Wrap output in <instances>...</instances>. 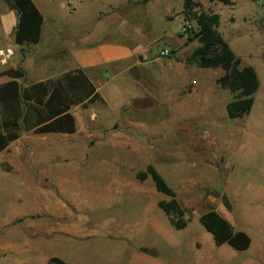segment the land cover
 Masks as SVG:
<instances>
[{"label":"rangeland","instance_id":"374dc122","mask_svg":"<svg viewBox=\"0 0 264 264\" xmlns=\"http://www.w3.org/2000/svg\"><path fill=\"white\" fill-rule=\"evenodd\" d=\"M144 1L37 2L38 7L48 12H45L48 21L42 42L7 47L12 50L5 62L0 59V74L23 70L26 75L19 79L1 76L0 89L7 93L0 94V98L17 95L23 87L45 80L44 76L34 74L37 70L29 59L35 56L42 60L44 54L50 55L48 51L54 47H47L45 42L48 32L53 31L51 25H56L62 34L53 36L61 44L82 32L100 29V41L125 43L130 39L124 36L128 34L132 38H151L153 57H159L163 49H171L169 37L179 30L184 34V0ZM200 1L202 10L221 16L218 30L242 59V65H251L258 73L260 88L254 95L252 112L240 119H230L221 103L214 120L202 113L192 118L188 108L171 116L164 103L165 94L167 89H176L179 79L185 78L169 73L158 61L133 69L125 78L144 75L152 82V88H165L160 97L165 106L159 107L158 101V108L142 111L138 117L147 132L107 131L106 126H99L95 132L85 129L77 135H65L66 142L57 139L62 135L44 137L30 132L11 151L14 159L29 157L47 161L19 163V176L5 172L4 178L0 177V264H49L53 257L68 264H153L154 260L168 264H264V143L261 138L247 135L255 127L264 134V0H233L231 4L220 0ZM7 6L6 0H0V18L14 14ZM187 23L197 30L196 23ZM257 41L263 52L256 48ZM199 45L195 40L179 55L188 57ZM166 59L168 62L173 58ZM223 73L221 68L206 69L194 64L189 83L195 80L194 86L203 92H222L216 78ZM125 78L118 81L115 89L111 85L101 89L117 110L113 113L115 118L124 114L126 108L131 114L136 104L144 105L143 94L148 92L145 84L138 90ZM187 91L183 101L188 107L194 96ZM156 100L145 105H156ZM62 102L64 98L56 93L48 105L59 110ZM124 104L128 106L120 111ZM193 123L198 132L204 128L195 147L187 131ZM24 131L23 128L21 133ZM137 142L140 149H134ZM210 142H213L212 150ZM5 156H0V172L5 167ZM127 159L131 160L128 167L133 169L145 170L147 165H153L158 170L186 209V218L190 219L187 228L178 231L170 225L166 214L157 206L159 200L169 198L156 190L152 178L146 183L148 190L152 187L147 194L134 196L121 191L111 196L107 192L116 168L115 160ZM193 163L197 166H192ZM118 167L117 173L130 180L127 167ZM213 167L217 171H209ZM224 195L229 199L231 212L223 205ZM146 206L148 214L161 221L156 228L149 224L141 231L126 229L129 222L147 217ZM133 231L140 232L130 239L127 233ZM237 231L249 234L248 250L236 251L226 243V237ZM164 237L177 238L178 242L165 243L161 240Z\"/></svg>","mask_w":264,"mask_h":264},{"label":"crops","instance_id":"0c3cea01","mask_svg":"<svg viewBox=\"0 0 264 264\" xmlns=\"http://www.w3.org/2000/svg\"><path fill=\"white\" fill-rule=\"evenodd\" d=\"M40 1L41 0H34L36 5L37 2L39 4ZM42 1L43 4H46L44 0ZM7 8L9 7L7 6ZM39 9L41 10L44 16V23H43V28H44V25L48 21V16L45 15L46 11L44 12L40 7ZM17 24H18V14L16 11H14V14H11L6 18H0V51L6 52L7 50H12V48H7V47L21 46L16 44L14 40V31L17 27ZM51 27L53 31L52 33L48 32L49 37L45 42V45H47V47H54V48L48 51L50 53L49 56H45L46 54H44L42 60H38V57L35 56H33L32 59H29L31 65L34 67L35 70H37L34 71V74L36 76L37 75L44 76L45 80H43V82H47V79L50 81L52 79L59 78L62 76H68L71 80H75L77 78L78 72L82 71L88 76L90 81L95 86L96 92H98L103 99V101H97L96 103L90 105V107L86 109L83 108L81 105H72L69 107L67 113L71 114L75 118L76 132L74 134L76 135L77 133H81L85 129L86 131L89 132L98 131L97 128L99 126H106L107 129L105 130L107 131L129 130L131 132H135L138 134L145 133L147 132L146 125H144V123L141 122V120H139L138 117L142 111H147V110L153 111L155 109V106L156 108H158L159 104H160L159 107L163 105L165 106L166 104L168 106V110L171 112V116H177L182 112L184 113L185 109L188 108V110L191 111V114L193 115L192 118H194V116H196L197 113H202L206 115L207 119L214 120V117L217 112V106H219L222 103V107L226 108L227 111V105L234 99V94L231 93L230 90L224 89L221 86L220 87L222 88V92L220 90H217L215 93H209L206 91L205 92L200 91L199 88H196L194 86L197 85L195 84V80H192L189 83V78L191 76L189 73L192 71V67L194 64L188 63L187 59L191 55L188 57H181L179 54L180 51L183 50V48L187 47L192 42H188L187 36L182 34L180 30L177 33H173V36L171 35L169 37V40H171L173 44L171 46V49H169L172 52L171 57L173 59H170L168 62H166L167 59L165 60L161 58V56L153 57L154 55H152L151 52V48H152L151 38L149 39H147V37H145V39L144 38L140 39L138 37L132 38L128 34V35H124L125 37L130 38L125 43L108 41V39H106L105 41L102 39L100 41L102 30L92 29V31H89L87 33L84 34L83 32L80 33L79 34L80 36H72V39H67L64 41V43L61 44L60 39L53 40V36L60 34L59 37H61L62 34L60 33L56 25H51ZM43 33H44V29L42 30L41 41L36 45H39L42 42ZM176 38L178 40H176ZM256 48L260 49V51L263 52V47L260 46L259 42L256 44ZM195 49L196 48H194V50ZM155 61L162 63L163 67L166 68V70L169 73L178 74V76L185 78L181 80L179 79V83L176 89L173 90L166 88L167 95L165 94V96L167 98V101L166 102L164 101L165 104L164 103L161 104L160 101L161 100L160 97H162V91H164L165 88L162 89L159 86H157V89L155 87L152 88L151 87L152 82L148 81L147 77L144 75L141 78H129V79L125 78V76L131 74L133 69H136L138 67H143V65L149 66L150 63L155 64ZM224 74L225 71L222 75L216 78V82ZM1 76H5V75H0V77ZM122 78H125V80L130 81L132 85L135 86V89L138 90H139V86L145 84V86L147 87V91L149 93L146 92L143 94L146 97L145 99H143L144 105H140L142 103H139V105L136 104L135 111L131 112L130 114L126 108L128 104H124L119 108V110L124 111V109L126 108L125 113L115 118L113 117V113L117 110L112 106L110 100L107 99L105 95L102 94L101 89L106 87L107 85H111L113 86V89H115V87H117L118 81L119 80L121 81ZM155 81L156 80H153V82ZM40 82L42 81L34 82L31 84L40 83ZM217 85L219 84L217 83ZM189 86H192V88L188 89ZM186 90H188L187 93L189 95L194 96L192 98V101H190L191 103H187L188 107L185 105L183 101L184 96L185 95L187 96ZM6 91L7 90L0 89V94L4 95L7 93ZM52 94H56V92L52 91L51 93H49L45 103L47 107L50 109V111L59 113L58 111L63 109L65 106H67V103L62 102L60 106L61 109L59 110L51 109L48 103ZM13 96L15 95L2 96L0 100ZM153 100H156V105H154V103L145 105L146 102ZM158 101L160 102L159 104L157 103ZM109 110L110 112H108ZM195 124L196 123H193L191 125H188L187 127V131L189 132L188 136L193 147L198 146L199 134H201L202 130L204 129V128H199L202 130L198 132L197 129L196 130L194 129ZM176 129H177L176 131L179 130V128ZM257 129L258 128L255 127L254 130H252L247 135H249V137L252 139L261 138V141L264 143V134H261V132ZM24 130H25L24 133L26 134L21 133V136L18 140L12 142L5 151L0 153V156L3 157V155H6L5 157H7V159L3 161V165L5 167L0 172L1 179L4 178L3 173L5 172H11L19 176L18 174L19 163L22 164H31V163L34 164L35 162H39L40 164L46 163L47 160L44 158L33 159V158L25 157L22 158L21 160L17 158L15 159L12 158L14 156L11 155L12 154L11 151L15 149L18 143L21 142L25 137H29L27 135L28 133L33 132V135H40L44 137H49L48 135H62L61 138H57L59 142L68 141L64 139L66 138L65 135H73V134H36L34 128L29 131L24 128ZM134 147H135L134 149H140L141 148L140 142H137V144ZM210 148L211 150L214 148L213 142H210ZM192 158H195V156H192ZM127 160L123 162L122 161L120 162V160H115L114 165L116 168L113 170L114 174L112 175L110 184L107 187V192L111 196H114L115 192L118 195L119 193H121V191L132 194L134 196L147 194L149 190H152V187H150L149 190L146 187V183L148 179L151 177H149L144 182L139 181L137 179V174L140 171H144V169L139 170L128 167L129 166L128 163L131 162V160L128 161ZM134 162H140V161L134 160ZM119 165H123L127 167L131 176L130 180L128 181L124 180L122 176L119 173H117L119 172L120 169L118 167ZM192 166H197V164L193 163ZM209 171H217V170L216 168L213 167L209 169ZM162 199L164 200H159L157 202V206L160 201L169 200L166 198H162ZM152 207L155 206L153 205ZM145 213L147 214V217L145 216L146 218H144L143 220H141V218L137 220L136 218L135 221L129 222V224H127L125 228L130 230L134 229L141 231V229H146L147 226H149V224L151 225L152 228H156L157 223L161 221L157 220V218H153L148 214L149 213L148 206H146L145 208ZM139 232L136 231H133L132 233L128 232L127 235L130 239H132V236L133 235L138 236L137 234ZM161 240L169 244H174V243L176 244L178 242V239L173 237H164ZM152 263L168 264L167 262L162 260H154V262Z\"/></svg>","mask_w":264,"mask_h":264},{"label":"trees","instance_id":"16d2710c","mask_svg":"<svg viewBox=\"0 0 264 264\" xmlns=\"http://www.w3.org/2000/svg\"><path fill=\"white\" fill-rule=\"evenodd\" d=\"M148 0H145L146 2ZM231 4L233 0H220ZM8 7L18 14V24L14 31L15 43L21 46L36 45L41 41L44 16L34 0H6ZM203 9L200 0H184L183 15L185 22L196 23L197 30L188 28L185 36L188 42L197 40L199 46L187 59L190 64L200 68H221L225 74L217 80L224 89L234 94V99L227 105L230 119L243 118L250 114L254 103V95L260 88V79L256 69L251 65H242V59L237 57L230 44L218 30L221 16L209 13ZM0 75L13 79L23 78L25 71L9 70ZM55 91L67 103L59 113L52 112L45 101L49 93ZM97 101H103L101 95L88 76L79 71L77 78L71 80L62 76L56 81L40 82L25 86L13 97L0 100V153L18 140L22 129H35L36 134H74L76 132L75 118L67 113L72 105L88 108ZM23 123V125H22ZM152 178L156 190L166 195L169 200L160 201L158 207L168 217L170 225L180 231L187 228L190 219L186 218V209L177 197V192L166 182L153 165L137 174L141 182ZM223 205L231 212V205L226 195ZM226 243L236 251H246L250 248L251 238L245 231H237L226 237ZM49 264H68L58 257L50 259Z\"/></svg>","mask_w":264,"mask_h":264},{"label":"built area","instance_id":"2783aa9c","mask_svg":"<svg viewBox=\"0 0 264 264\" xmlns=\"http://www.w3.org/2000/svg\"><path fill=\"white\" fill-rule=\"evenodd\" d=\"M188 28H190L189 24L186 22L183 26L182 32L184 34H186V31L188 30ZM11 51L7 50L6 52L4 51H0V59L2 62H5L7 60V58L9 57ZM161 58L166 59V58H170L172 56V52L169 49H164L161 51L160 54Z\"/></svg>","mask_w":264,"mask_h":264}]
</instances>
